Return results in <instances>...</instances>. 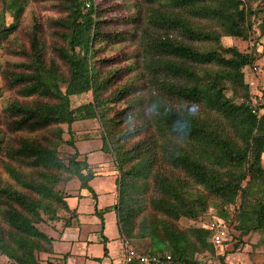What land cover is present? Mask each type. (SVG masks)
<instances>
[{"label": "trees", "instance_id": "16d2710c", "mask_svg": "<svg viewBox=\"0 0 264 264\" xmlns=\"http://www.w3.org/2000/svg\"><path fill=\"white\" fill-rule=\"evenodd\" d=\"M31 3L59 16L24 26ZM0 50L12 58L0 67L1 258L41 264L55 243L41 227L62 235L79 220L69 199L96 201L73 130L92 120L119 175L116 203L95 215L115 212L123 242L164 264H224L221 227L203 226L214 210L228 237L264 246V104L247 81L264 72V0H0ZM74 180L79 192L61 188Z\"/></svg>", "mask_w": 264, "mask_h": 264}, {"label": "rangeland", "instance_id": "374dc122", "mask_svg": "<svg viewBox=\"0 0 264 264\" xmlns=\"http://www.w3.org/2000/svg\"><path fill=\"white\" fill-rule=\"evenodd\" d=\"M36 16L38 19L41 20V22H44L47 18L50 17H58L59 14L52 9L50 4H37V3H31L28 7L27 12L25 13L23 25H28L30 22H32V18ZM7 22L11 23L12 18L8 15ZM20 33V32H19ZM19 37L22 39L24 37V34H19ZM23 40V39H22ZM24 41V40H23ZM223 44L226 47H237L242 52H248L251 49L252 44L248 41H242L240 39H233V38H225L223 39ZM12 59L11 57H8L6 55V52L4 50H0V67L4 64L5 60ZM261 66L264 64V61L260 62ZM247 81L251 84L252 90L255 95L258 94H264V72L260 71L257 74L250 73L247 77ZM2 85V77L0 75V86ZM92 99L91 94L87 95H81L77 97H73V105L74 107H77L81 104H84ZM64 129L67 131L68 127L64 126ZM73 130L75 132V139H76V145L78 150L82 155L88 156L92 155V157H105L107 160V163L105 164H95L94 166H91L92 170L96 173H99L98 176H101L104 173V177L109 174L110 178L114 180L117 184L118 189V172L116 170V167L113 162V158L111 155L102 153V145H103V130L99 123L95 120L89 121V122H78L74 125ZM66 139H69L68 134L65 136ZM74 152V149L68 145H64L61 148V153L63 156L72 154ZM263 164H264V156H263ZM107 170V171H106ZM106 172L108 173L106 175ZM98 178L96 182V187L101 188V184L105 182L104 190L105 192H109L107 189V181L106 178ZM104 178V179H103ZM61 188H63L68 193L74 194L79 192V183L77 180H74L70 182L67 185H61ZM84 202V201H83ZM82 202V203H83ZM102 201H100L101 203ZM86 203L90 207V198L88 197L85 201V204H83V209L85 211L88 210V207L86 206ZM113 196L110 194L109 202L106 203L107 206H112L113 204ZM115 203V202H114ZM107 206H101V204H92V208H94V211L96 207L98 210L104 209ZM102 207V208H101ZM91 209V207H90ZM84 211V212H85ZM95 213V212H94ZM83 220L86 221V223L89 220L92 219H98L101 222V219L95 215V217L87 216L84 214L82 216ZM225 220L221 218L214 210L209 211L208 216L203 222V226L206 227H213V225L218 224L219 226L223 227V229H228V225H224L226 222ZM117 215L115 212H109L106 213L104 216V223H106V230H105V236L109 239L108 247L111 248V255L112 260L115 261V263L119 264L125 255V248H124V242L121 239V234L118 232V226H117ZM102 223V222H101ZM190 223L184 221L183 225L188 226ZM46 232L51 233L52 231L49 230L48 227L43 225L41 227ZM103 228V227H102ZM229 231L230 236L227 237V241L225 242L224 246L221 248L216 249L217 254L224 255L225 252H227V258L226 262L224 264H264V246L262 247H256L257 241H258V235H253L251 237H246L243 241V243L238 242L239 232L232 229ZM103 229L99 231V233L93 234V237L99 240H103ZM122 240V243H120ZM131 242V241H130ZM132 243V242H131ZM122 244V245H120ZM133 244V243H132ZM236 244L239 245L238 248H236ZM134 245V244H133ZM135 246V245H134ZM236 248V249H235ZM90 253L93 255H101L103 256L104 253V245L99 242H95L92 245V249L90 248ZM43 257V254L41 255ZM207 257H211V254H207ZM213 259V258H212ZM214 260V259H213ZM124 261V260H123ZM102 261H91V263L94 264H100ZM0 264H5L2 262L0 257ZM102 264V263H101ZM216 264V263H215Z\"/></svg>", "mask_w": 264, "mask_h": 264}, {"label": "crops", "instance_id": "0c3cea01", "mask_svg": "<svg viewBox=\"0 0 264 264\" xmlns=\"http://www.w3.org/2000/svg\"><path fill=\"white\" fill-rule=\"evenodd\" d=\"M88 162L91 166H94L95 164L103 165L107 163V160L105 157H101V156L92 157V155H90L88 156ZM107 174L108 173L106 172V175ZM102 177H104V173L101 176L96 177V179L92 182V186L95 189V192L97 195L96 201L90 196V194L86 190H83L81 192V197L76 196V197L69 199L70 206L72 208L77 209L79 213V220L78 222L75 221L73 227L64 231L62 235L55 234L54 232L50 233V235L55 238L54 253L53 254H43V257H41V264H48V261L54 262L55 260H61L63 259L65 255H67V259L64 260L62 264H94V263H91V261H94L93 260L94 258H100L101 259L100 261H102L101 262L102 264H117L115 263V261L112 260L113 258L111 255V248L108 247V244L110 242L104 233L107 228L106 223L102 224L98 219L97 220L92 219L88 221L90 223H86V221L83 220L82 218L84 214H86L87 216L95 217V213H94L95 211H94V208H92V204H101V206H104V205L107 206L106 203L109 202L110 194H112L113 196L112 204L114 205L116 203L117 192H118L117 184L114 180H112V178H110L109 174L104 177L106 178V181H107L106 183L108 186L107 189L109 190V192H105L104 190L105 182L101 184V188L96 187V182L98 178H102ZM88 197L90 198V201H91L90 203L91 209L89 205L86 203L88 210L85 211V209H83V204H85V201ZM100 201L102 202L100 203ZM101 229H103V232H102L103 236L107 239L109 257H104V253H103V256L99 255L100 253L97 255H93L90 253V248L92 249V245L95 242L100 241L101 243V240L97 238L96 239L97 241H95V238L93 237V234L99 233ZM118 232H119V229H118ZM120 243H122V240ZM1 260L5 264H11V262H9L6 258H1ZM123 260L124 258L121 261H119L120 262L119 264H122Z\"/></svg>", "mask_w": 264, "mask_h": 264}, {"label": "built area", "instance_id": "2783aa9c", "mask_svg": "<svg viewBox=\"0 0 264 264\" xmlns=\"http://www.w3.org/2000/svg\"><path fill=\"white\" fill-rule=\"evenodd\" d=\"M256 96L258 97L260 104H264V94H261L259 96L257 94ZM227 237V229H223V227L214 231L212 235V242L214 244V247L216 249L223 247L225 242L227 241ZM124 248L125 257L122 264H132L135 261H139L141 264H164L165 261H171L170 256H168L167 259L164 260V258L160 256H148L145 254H141L137 251L136 247L128 240H124ZM202 264H215V261L211 257H209L205 259Z\"/></svg>", "mask_w": 264, "mask_h": 264}]
</instances>
